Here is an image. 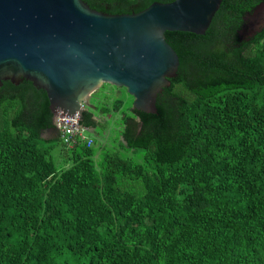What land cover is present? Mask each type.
<instances>
[{
	"label": "trees",
	"instance_id": "trees-1",
	"mask_svg": "<svg viewBox=\"0 0 264 264\" xmlns=\"http://www.w3.org/2000/svg\"><path fill=\"white\" fill-rule=\"evenodd\" d=\"M84 1L115 14L173 0ZM262 4L223 0L204 35L166 32L180 65L157 113L126 105L121 87L95 92L81 125L121 113L130 153L100 165L92 136L66 145L44 89L4 81L0 264H264V25L244 32Z\"/></svg>",
	"mask_w": 264,
	"mask_h": 264
},
{
	"label": "water",
	"instance_id": "water-1",
	"mask_svg": "<svg viewBox=\"0 0 264 264\" xmlns=\"http://www.w3.org/2000/svg\"><path fill=\"white\" fill-rule=\"evenodd\" d=\"M222 1H155L114 14L84 0H0V87L29 80L47 92L55 116H83L108 83L126 89L133 108L155 114L180 65L166 32L204 35Z\"/></svg>",
	"mask_w": 264,
	"mask_h": 264
},
{
	"label": "rangeland",
	"instance_id": "rangeland-1",
	"mask_svg": "<svg viewBox=\"0 0 264 264\" xmlns=\"http://www.w3.org/2000/svg\"><path fill=\"white\" fill-rule=\"evenodd\" d=\"M264 22V6H260L258 9L255 10L253 14H251L249 17H247L246 20V27L244 32L246 31L247 33H252L253 31H256L261 27L262 23ZM106 87L105 92L110 94L111 96H117L119 94L120 87H114L111 84H104ZM122 94L124 95L126 99V105L127 104H133V96L127 93V90L122 88ZM98 97L97 99H91L92 103L95 105V103H98V101H101V99L104 98V93L102 91H99L97 94ZM103 97V98H102ZM112 101V98H111ZM132 106V105H131ZM97 117L96 119L102 123V126H99V128L96 130V133H93L91 131H87L86 134L88 136H92L95 140L94 143V148L96 150V155H95V162L97 165H100L104 158V154L106 151L110 152H117L120 154H130L129 152H126V150H123L119 146V140H122L121 136V125H120V118H121V113H114V114H109V115H104L100 113V111L95 114ZM55 121H56V116H55ZM58 130V129H57ZM59 131V130H58ZM52 136L55 137V133L53 131H50ZM49 133V132H48ZM47 143V142H46ZM63 149L62 146H57L53 149V155L55 157V160L57 161V165L60 168L64 163L63 159L64 156L62 155Z\"/></svg>",
	"mask_w": 264,
	"mask_h": 264
},
{
	"label": "built area",
	"instance_id": "built-area-1",
	"mask_svg": "<svg viewBox=\"0 0 264 264\" xmlns=\"http://www.w3.org/2000/svg\"><path fill=\"white\" fill-rule=\"evenodd\" d=\"M79 113L67 116H56V127L63 137L66 145L73 147L79 140H88V145L93 143V139L86 132L89 129L81 125Z\"/></svg>",
	"mask_w": 264,
	"mask_h": 264
},
{
	"label": "crops",
	"instance_id": "crops-1",
	"mask_svg": "<svg viewBox=\"0 0 264 264\" xmlns=\"http://www.w3.org/2000/svg\"><path fill=\"white\" fill-rule=\"evenodd\" d=\"M92 130V129H91ZM53 134V133H52ZM52 134H51V132H46V133H44V138H46V139H50V138H52L53 136H52Z\"/></svg>",
	"mask_w": 264,
	"mask_h": 264
},
{
	"label": "flooded vegetation",
	"instance_id": "flooded-vegetation-1",
	"mask_svg": "<svg viewBox=\"0 0 264 264\" xmlns=\"http://www.w3.org/2000/svg\"><path fill=\"white\" fill-rule=\"evenodd\" d=\"M96 108V107H95ZM99 121V120H98ZM96 130L97 129H92L91 131L93 132V133H96ZM55 135H56V133H55Z\"/></svg>",
	"mask_w": 264,
	"mask_h": 264
}]
</instances>
